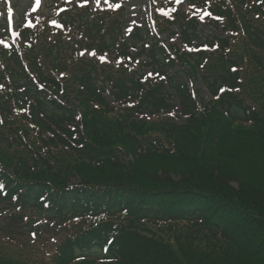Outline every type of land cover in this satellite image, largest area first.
I'll return each mask as SVG.
<instances>
[{
  "label": "trees",
  "instance_id": "trees-1",
  "mask_svg": "<svg viewBox=\"0 0 264 264\" xmlns=\"http://www.w3.org/2000/svg\"><path fill=\"white\" fill-rule=\"evenodd\" d=\"M238 49V58L235 61L224 58L220 60L227 76L218 77L216 74H221L213 70L211 77L205 78V84L210 90L215 91L226 83L234 89L241 87L239 82L242 75L246 93L243 99L239 95L226 93L220 98L219 104L211 101L203 110H199L198 101L191 95L183 79L180 77L176 80L173 76L169 78L173 92H167V97L166 94L162 97L155 92L146 93L139 108L141 114L158 115L160 108L171 114L176 110V101H179L182 114L188 116V120L202 124L214 123L215 130L208 129L207 135H202L205 137L201 136V140H198L194 144L197 146L194 147L188 143L189 138L190 140L195 138L189 134L190 131L194 132L192 126H166L172 129L173 138L166 134L155 137L139 135L133 138L135 158H139L135 161L138 163L135 168L126 167V161H129L130 156L124 154L125 148L121 145L100 147L98 144H90L83 136L75 145L73 140L75 133L64 128L75 120L72 110L67 106H55L48 102L45 96L36 97L37 89L34 83L29 82L21 60L14 56L13 61L18 71H9V74L15 76V87L31 83L32 87L20 92L23 93L22 101L34 99L37 102L36 107H32L35 125L45 133L53 135L51 141L57 138L58 144L72 149L76 163H87L98 171L123 170L134 176L133 180L120 183V186L115 185L116 183L82 181L81 190L65 191L62 194V205L57 203L49 211L44 204L38 202L45 195H49L45 186L38 183H24L22 176V179L18 177L20 180H17L10 175L5 181L8 182L12 195L7 193L4 195L0 191V223L3 230L0 237H6L7 229L16 232L18 228L13 226L15 223H23L21 230H31L32 226L38 224L34 215L28 214L33 211L48 212L58 219L68 217L72 221H78L81 217L94 212L92 216L100 223L97 225L98 230L91 232L93 237L101 236L104 230L116 233L110 221L122 214H128L125 224L128 228L120 226V230H123L118 245L125 254L131 255L129 257L122 255V264H193V262L264 264V93H261L260 88L257 87L264 81V21L256 27L247 24ZM184 57L187 58V55ZM245 63L251 66L248 70H243L242 73L232 72V66ZM36 72L42 80L45 79L39 70ZM1 79L0 74V81ZM84 83L92 89L95 103L103 105L104 99L94 92L98 87L97 82L87 78ZM137 91V88L124 87L125 96ZM132 117H123L122 120L117 119L120 124L114 123L120 126L115 127L119 135L123 130V121H129ZM224 120L231 126L224 123ZM88 126L85 124L86 131H93L97 140L104 135L115 134L113 129L103 130L105 124L102 121L89 128ZM233 139L237 141L239 147L249 144L253 149L254 157L242 156L238 154L241 152L239 150L238 153L234 152ZM52 143L58 148L54 142ZM185 150L191 152V158L187 161L183 158ZM174 154L183 159L184 167L186 165L185 169L175 174L176 176L169 169H160L154 174L153 172L145 174L141 171L142 166L139 165L145 164L149 158L158 156L171 159ZM5 156L6 154L0 152V160L4 164H6ZM7 159L9 160V157ZM231 162L235 163V170L231 169ZM41 163L49 172H55L57 169V166H51L47 161L41 160ZM56 163L54 159L53 164ZM256 164L259 167H256ZM5 168L8 169L6 166ZM27 170L30 171L28 168ZM62 170L61 167V172ZM4 175L5 169L2 167V176ZM141 177H146L149 185L140 180ZM68 181L69 179L60 185H54V181L50 183L57 189L67 190L66 188L71 184ZM153 186H161V188L155 191ZM22 191L19 198L12 197ZM156 200L171 201L162 205ZM93 204L94 207L91 206ZM32 206L34 208L31 209ZM147 222L152 223V226L169 223L171 226H177L175 231L171 230V247H167L169 243L164 239H149L141 234L139 224L145 226L144 223ZM182 223H187L190 228L184 230L181 227ZM76 224L81 225V223ZM41 229L51 230L49 225L42 226ZM77 239L72 237L67 240L63 246L66 252L71 251V254H75L76 246H73V242ZM111 252H113L112 247ZM69 263V260H65L62 264ZM0 264L7 263L3 261Z\"/></svg>",
  "mask_w": 264,
  "mask_h": 264
},
{
  "label": "rangeland",
  "instance_id": "rangeland-1",
  "mask_svg": "<svg viewBox=\"0 0 264 264\" xmlns=\"http://www.w3.org/2000/svg\"><path fill=\"white\" fill-rule=\"evenodd\" d=\"M11 0L12 4H17V16L16 20L17 23L22 21V23L27 22V18L25 19L26 8L29 7L32 0ZM142 6L146 3V0L140 1ZM24 3H27L26 8H22ZM141 4L139 3L140 7L142 8ZM3 0H0V9L3 10ZM24 16V18H23ZM25 19V20H24ZM24 21V22H23ZM14 22V19H13ZM14 25L16 23L14 22ZM15 30V29H14ZM16 32V31H15ZM221 34V32H220ZM167 38V37H166ZM177 38L171 39V45L177 44ZM39 57L42 53V51H38ZM86 66L85 63L79 64L76 68H73L71 71L66 72H59V73H51L50 78L53 80L54 84L58 85V90L54 89L50 85L40 83L41 88L46 90L51 97L56 98L59 101H62L68 106H71L72 108H76L79 113V116L81 120H77L79 124H87V126H93L95 124H99L101 121L105 124L103 126V130H112L115 131V134L111 133L110 135H104L101 138L97 140L96 134L94 135L93 131H84V133L87 135L88 139L93 144H98L100 147H108V146H115V145H121L125 148L124 152L125 154H129L130 158L129 161H126V167L135 168L138 166V163L135 158V152L133 148V140L135 137H138L139 135L144 136H165L168 135L170 138H173V131L171 128H168L166 126L170 127H185V126H192L194 129V132H189V134L195 138H192L188 140V143L191 146H197L194 145L198 140H201L202 135H207L208 129L210 131L214 128V123H208L205 122L202 123H196L192 120L184 119L182 114H179L178 117L176 114L169 115L167 114L166 110L163 108H160L158 111L157 116H136L135 114L132 118L129 119V121H123L124 125L123 130L121 131V135H119L116 132L115 127L118 126L117 124H120L117 119L122 120L123 115L119 113V109L117 107L112 106L109 102L107 103V106H101L96 104L93 101V95L91 90L89 91L82 86L84 83L85 77L84 73L80 75V72L85 71ZM175 70H180V66L177 68H174L172 72ZM107 76H111L113 79H120L121 75H111V73H107ZM83 78V80H82ZM106 78V75H105ZM100 80H103V78H100ZM195 82V89L198 90V94H200L201 98L203 100H208L210 98L209 91L203 86L201 80H194ZM8 86H13V83L9 81H5L0 83V97L4 98L8 92ZM118 86V85H116ZM257 87L260 88V92L264 93V81L261 82ZM110 90V94L106 93L107 101L113 100V97H120L121 102L123 101V96L119 91L113 90V86H109L108 88ZM106 89H104L106 91ZM118 89V87H117ZM169 89V88H168ZM167 90V89H166ZM209 97V98H208ZM264 98V97H263ZM114 101V100H113ZM0 114L4 113L2 117L0 118V138H6L8 131L14 130V136H18L22 142L26 140L28 146L32 148H38L40 145V134L35 129V127L31 124L30 115L28 112L20 111L17 108V101L16 99L11 100H4L0 101ZM6 102V103H5ZM5 103V104H4ZM128 105L133 106L136 105L132 100H128ZM126 108V107H125ZM124 109V107H123ZM101 116L102 118H99ZM116 120V121H111ZM117 124H114V123ZM165 123L169 124L166 125ZM224 123H226L228 126H231L230 123H228L226 120H224ZM233 125V124H232ZM88 126V128H89ZM120 127V126H118ZM215 129H213L214 131ZM42 138H45L46 134H41ZM205 136H202L205 137ZM134 138V139H133ZM15 140V139H14ZM233 147L232 150L236 153L237 150L241 151L238 154H241L242 156H248V157H254L253 149L249 144H244L241 147H239L237 141L233 139ZM36 152L41 153V155H37L39 158L40 156H44L45 159L47 158V153L45 148H38ZM53 158L57 160L56 165L53 164V162H50L49 165L51 166H57V169L55 172H49L46 167L42 166V163L37 158H32L28 152V150L24 147H20L19 150H16L15 154L23 155L24 160L21 159L19 161L14 163L10 160L8 162L11 166L23 177L24 180H40L45 182H55L54 185H60L64 181H67L69 179L72 182H82L85 183L88 182H96L101 184L106 183H116L115 185H119L120 183H127L126 181L133 180V174H127L123 170H112L109 171H98L95 167H92L91 165L87 163H76V159H74V155L62 150V149H54L52 151ZM185 156L183 158H186V161L191 158L190 154L191 152L188 150L184 151ZM182 158L178 157L177 154H174L171 159L165 158V157H158L153 156L152 158H149V160L145 164H140L139 166H142L141 171L145 174L148 173H156L157 171L169 169L173 172V175L176 176L180 170H183L186 168V165L184 167V164L182 162ZM135 163V164H134ZM189 166V165H187ZM26 167V168H25ZM61 167L63 168L61 172ZM231 169L235 168V163L231 162L230 164ZM256 167H259L258 164H256ZM30 169L29 170H27ZM237 168V167H236ZM73 169H75L73 171ZM132 170V169H130ZM235 170V169H234ZM73 171V172H72ZM64 179V180H63ZM140 180H143L145 183H149L146 177L140 178ZM176 180L178 181L179 178L177 177ZM69 182V181H68ZM146 185V184H145ZM149 185V184H148ZM152 186V185H151ZM161 186H153V190H159ZM171 200H156L159 204H168ZM175 206V205H174ZM171 210V209H170ZM137 224V223H134ZM133 224V225H134ZM139 224L141 225V230L144 234V236L149 238H155V239H164L166 240L168 244V248L171 247V230L175 231L177 226H171L170 225H158V226H152V223H144ZM181 227L184 230H187L190 228L187 224H181ZM179 229V227H178ZM65 237L63 235H60L57 241H63ZM52 241L48 236L43 240L40 241L39 237H31L30 234L25 235V237L17 236L14 241L2 239L0 240V262L3 261L7 264H48V261L51 260V256L54 252V246L55 242L52 244ZM175 246V244H173ZM171 251V249H170ZM169 255V253H168ZM171 255V253H170ZM140 256V255H139ZM193 264H200L198 262H193Z\"/></svg>",
  "mask_w": 264,
  "mask_h": 264
},
{
  "label": "snow or ice",
  "instance_id": "snow-or-ice-1",
  "mask_svg": "<svg viewBox=\"0 0 264 264\" xmlns=\"http://www.w3.org/2000/svg\"><path fill=\"white\" fill-rule=\"evenodd\" d=\"M37 3H39V0H37ZM53 23H55V21H53Z\"/></svg>",
  "mask_w": 264,
  "mask_h": 264
}]
</instances>
